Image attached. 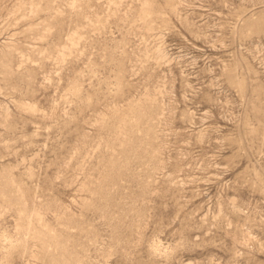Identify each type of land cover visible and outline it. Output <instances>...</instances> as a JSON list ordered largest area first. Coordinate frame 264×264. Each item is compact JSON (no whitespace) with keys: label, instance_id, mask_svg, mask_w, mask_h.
Masks as SVG:
<instances>
[{"label":"rangeland","instance_id":"obj_1","mask_svg":"<svg viewBox=\"0 0 264 264\" xmlns=\"http://www.w3.org/2000/svg\"><path fill=\"white\" fill-rule=\"evenodd\" d=\"M0 264H264V0H0Z\"/></svg>","mask_w":264,"mask_h":264}]
</instances>
